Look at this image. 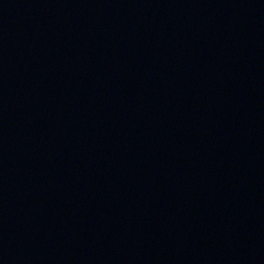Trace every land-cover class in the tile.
Segmentation results:
<instances>
[{
	"label": "water",
	"instance_id": "water-1",
	"mask_svg": "<svg viewBox=\"0 0 264 264\" xmlns=\"http://www.w3.org/2000/svg\"><path fill=\"white\" fill-rule=\"evenodd\" d=\"M0 264H264V0H0Z\"/></svg>",
	"mask_w": 264,
	"mask_h": 264
}]
</instances>
